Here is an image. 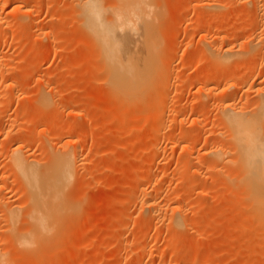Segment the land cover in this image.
Segmentation results:
<instances>
[{"label": "rangeland", "instance_id": "rangeland-1", "mask_svg": "<svg viewBox=\"0 0 264 264\" xmlns=\"http://www.w3.org/2000/svg\"><path fill=\"white\" fill-rule=\"evenodd\" d=\"M0 1V103L10 99L8 105L6 100L3 102L6 107L0 105V115L10 110L7 118L0 117V202L6 200L9 207H17L20 216L13 226H8L9 219L0 217L2 264H137L133 258L136 254L144 256V264H259L255 260L264 259L259 245L264 226L244 220L246 203L242 206L240 202L247 192L238 178L241 173L237 164L230 160L234 157L228 144L230 131L225 132L228 128L224 126L228 123L225 112L237 107L249 115L256 114L257 103L264 97V0H258V11L257 0H152L160 13L161 27L156 30L162 49L160 75L173 76L175 83L165 104L160 103L161 94H146L130 100H134L131 109L125 99L113 103L111 90L103 86L106 69L96 74L93 67L85 74L84 61L95 46L91 35L81 30L77 19L82 17L74 0ZM196 2L205 6L195 7ZM173 17L178 20L169 22ZM205 27L208 40H202ZM213 48L219 55L233 49L240 55H226L229 62L219 65L217 61L223 56H213ZM66 65L71 77L61 81L59 75ZM13 78H18L20 85L12 92L6 87ZM204 83L210 85L205 91L201 90ZM233 83L238 87L225 89ZM1 90H6L5 94ZM44 97L46 103L41 100ZM17 100L24 104L16 105ZM123 104L129 109H123ZM42 107L49 113L47 119L56 116L61 126L27 147L33 146V150L28 149L33 155L30 161L45 170L53 163L54 155L69 151L74 156L79 143L83 145L79 160L87 165L86 169L74 170L76 175L63 194L71 207L69 216L45 240L26 247L16 240L26 236L31 225L25 214L30 209L26 199L32 190L20 174L11 170L10 154L17 145L13 142L16 129L24 128V139L26 131L34 126L26 120L41 114ZM120 110L129 112L117 123L114 115ZM156 110L165 111L159 114L163 122L159 142L147 138L152 130L149 115L153 112L156 118ZM143 114L148 118L143 120ZM36 120L41 122L44 116ZM64 125L69 129L64 131ZM191 137L193 145L183 151ZM45 142L49 151L42 147ZM212 146L222 148L224 164H220L223 158L207 154ZM193 154L189 170L181 172L179 161ZM154 161L157 171L149 175ZM199 169L205 171L194 176L192 172ZM139 182L154 193L150 198L156 205L164 206V216L155 218L149 211H141L135 191ZM180 206L185 211L181 209V213L190 218L188 227L183 223L178 228L170 225V220L181 214H172L171 207Z\"/></svg>", "mask_w": 264, "mask_h": 264}, {"label": "bare ground", "instance_id": "bare-ground-1", "mask_svg": "<svg viewBox=\"0 0 264 264\" xmlns=\"http://www.w3.org/2000/svg\"><path fill=\"white\" fill-rule=\"evenodd\" d=\"M74 1L77 3V5L79 7V10H76L77 9L76 7L74 10H76L80 14V16L82 17V19H77V20H80L79 24H80V27L82 28L81 30L85 29L86 33L83 31L84 34L88 33V36H89V34L91 35V37L90 36L89 37L91 38V41H93L94 46H95V49L92 48L93 49L92 55H90V57L86 56L87 59L84 61L85 74L87 75V73H89L90 69L93 67H94V72L96 74L101 73L106 69L107 76L105 78V81H103L104 82L103 86L106 88L108 87L111 90V92L113 94L111 97L113 98V96H114L113 103H117V102L119 103L120 99H122V100L125 99V100H127V102L129 101L128 103L130 104L131 103L130 100H132L133 98L136 99V98H139L141 96L144 97L146 94H147L146 96H148V95L150 96V95H154V94H161V95H159L160 97L157 95V97H159V99H160V103L163 104L164 102H167L166 100H168V98H170V95L172 92V86L174 85L175 81H173V79H172L173 76H171L172 78L170 76H168V78L166 76V78H165V77H162V75H160V71L163 68V67H161V65H162L161 64L162 63L161 62V58H162L161 57V53H162L161 51H162V49H161L159 42L156 40V34H157L156 30L161 27V23L159 22V19H158V16L160 13L158 12L159 10L157 11L156 8H154L155 6L154 7L152 6V0H106V2L107 1H110V2L113 1V4L109 5V6L104 5L102 0H74ZM203 1L204 0H202V2ZM202 2H199V3L196 2L195 7H197V4L199 7H201V5H203ZM258 2L259 1L257 0L256 1V10L257 11L261 9ZM212 5L210 6V9L207 6L209 11L213 8ZM204 6L205 5H203L202 7H204ZM214 7H215V5H214ZM24 9H26V8H24ZM28 10H30V9H28ZM74 14H75V11H74ZM20 17H21V15H20ZM74 19H76V18H74ZM177 20H178V18L173 17L169 20V22H176ZM0 21H1V17H0ZM8 22H9V19H8ZM187 22H188V20H187ZM10 24H12V22ZM10 24H8V26ZM188 25H189V23H188ZM12 28H14V27L12 26ZM203 33H204V35H202V38L204 36V39H202V40H205V39L208 40V36H209L208 35L209 34L208 29L206 28ZM204 42H202V43H204ZM176 45H180V43L178 42L177 44H175V46ZM211 50H212V48H211ZM213 50L215 53L217 52V51H215L214 48H213ZM215 53H213V56L219 55V54H217L218 52L216 54ZM225 53L227 56L230 55V57L231 56L237 57L240 55V51L234 50V49L233 50H227ZM226 55H224V56H223V54L219 55V56H223V57H220L223 59H218V61L216 60L219 63V65L225 64V60L228 59V57ZM219 56H217V57H219ZM217 57H215V58H217ZM67 68H68V65H66V68H65V71H67V72H65V71L61 72L59 75V78H60L59 80L65 81V80L69 79V77H71V76H69L70 73L68 74ZM17 79L16 78L11 79L10 80L11 84H9L6 87L7 88L6 90L9 89L12 92L14 90H17L18 86L20 85L19 84L20 82H18ZM3 80L7 82V79L5 80V76L3 77ZM97 81H99V80H97ZM213 81H216V79L215 80L212 79V82ZM87 85H89V84H87ZM5 86L6 85L4 84V87ZM21 86H22V83H21ZM209 86L210 85H208L207 83H204V84H202L201 90L205 91L208 89ZM234 87H238V86L234 85V83H233L232 85L226 87L225 89H232ZM6 90H3V91L1 90L2 91L1 94H3ZM5 96H7V94ZM15 98L16 97L14 96L13 99H15ZM9 100H7V98H6L3 100V102L4 101H5V103L7 102L6 105H8ZM41 100L48 101L47 97L46 98L44 97V99L42 98ZM136 100H138V99H136ZM46 101H45V103H46ZM3 102L0 103V105L2 104L4 106L5 104ZM111 102H112V100H111ZM133 102H134V100H133ZM133 102L131 104H133ZM45 103H43V106L45 105ZM128 103H126V104H128ZM9 104L11 105V103H9ZM23 104H24L23 102H20V101L18 102V100L16 102V105H18V106H21ZM126 104H123L124 105L123 109L128 110L130 106L132 107V105L130 104L128 109H126V107H125ZM257 104H259V110L256 114H253V115H249L250 112L247 114V112L245 113L243 111H239V109L238 110L236 109L237 107L234 108V110H232L230 112H225L228 114V115H226L228 118V123L225 125L223 123V125L225 127L227 126L226 128H228V129H225V127H224L225 132H226V130L230 131V133L228 131V133H229L228 135H230L229 136L230 137V141H229L230 143H228L229 138H228V140L226 138V143L230 144V150L232 148V151H230V152H232L231 153L232 155L231 154L230 155H231V157L234 156L230 160L234 161L237 164V166L240 170V173H241V176H238V178L239 177L241 178L240 183L241 182L243 183V185L245 187L243 189L244 190L246 189L245 193L247 192V195L245 194L246 195L245 197L242 196L243 200L241 199V202H240V205H242V206L244 203H246V205L244 206V208H245L244 220L248 221V222L249 221L250 222L258 221L259 224L264 226V133H263L264 132L263 131L264 130L263 129L264 128V126H263L264 125V97L262 98L261 103H257ZM6 105H5V107H6ZM227 105H229V104H227ZM114 106H116V105H114ZM44 107L46 108V105ZM44 107H42V109H41L42 111H40L41 114L39 113L40 115L38 114V116L36 118L33 115H31L26 120V123L34 124V126L29 128L26 131L27 135L25 136L24 139L22 136L23 132H24V128L21 126V127H18L16 129L15 133H17V135L13 139L14 140L13 142L15 143V141H17L16 142L17 145L13 146L12 154H10V156H11L10 157L11 170H13V173L15 172L16 175L20 174L21 177L24 178L25 182H27V184H29V186L32 190V193L26 199V202H27L28 206H30V209L28 208L29 211L25 214V217L28 219V221L29 222L31 221L30 228L27 229L26 236L24 235L23 238L18 237V239H17V237L15 238V239H17L16 242L18 241L19 243H21V245L26 246V247L34 246L38 242L45 240L47 238V236L50 233H52L53 230L57 228V226H59L58 224L61 222V220H64L63 218L66 219V215L70 214L69 213V211H70L69 207L70 206L67 205V203L65 202L68 198L66 200H64L63 194H64V192H66L65 189L70 184L72 177L73 176L75 177V175H76L74 173V170L76 171L77 170L76 168H78V167L79 168L81 167V169L83 170V167L86 164V163H83L84 161L81 162L79 160V155H80L79 150L81 149L80 147L83 146V145H78L79 143L76 144L77 151L74 153V156L69 151H66V153H65V151H63L64 154L62 153V155H60V154L54 155L55 159H53V161H52L53 163L50 162L52 164L49 167L47 166V168H45V170L43 168H42L43 170H41V168L39 169L35 165V163L30 161V157H32L33 155L30 154L29 150L32 149L33 146L31 148H27V147H29L30 145H34V143H36V142L41 141V139H43L44 137L47 136V133L51 129L61 126V124H60L61 122L59 121V119H57L56 116L53 117L54 119L51 121H50V119L49 120L47 119L49 116V113H48V111H45L43 109ZM131 107H130V109H131ZM229 107H230V105H229ZM111 108H113V106ZM7 109H9V107ZM10 109H11V107H10ZM256 109H254V111H256ZM55 110H56V108H55ZM125 110L118 111L119 113L117 116H116V114H117V111H116L114 118H115V121L117 123H120L122 121V119L124 117H126V115L128 116L129 111L127 112ZM113 111L114 110H111L109 112V114L112 115L111 112H113ZM9 112H10V110L6 111L4 114H1L0 117L2 119L7 118L9 115ZM153 112H154V110H153ZM153 112L150 113V111H149L150 115L148 114L149 118L152 116L150 118V120H152L151 123L149 121L150 130L151 129L152 130L151 131L149 130L151 133L148 135L149 137H147V138L150 141L155 142L161 138L162 132H161L160 124L163 122H161V120H162L160 118L161 115H159V114H161L162 111L160 113L157 112V110L155 111V112H157L156 118H154L155 115L153 116V114H155V113H153ZM163 112H165V111H163ZM163 112H162V114H163ZM58 113H60V112H58ZM61 114H62V112H61ZM144 114H143V116L145 117L146 114L145 115ZM41 115L44 116V120H42L41 122L37 121L36 119L39 118V116H41ZM112 117H113V115H112ZM144 117H143V120L148 118V116L145 118ZM157 118L160 121L159 124H158L159 121ZM162 125L163 124H161V126ZM64 126H66V128L64 127V131L69 129L68 125H64ZM158 127L160 128V130ZM222 132H223V130H222ZM60 133H61V131H60ZM221 134H223V133H221ZM226 135H227V133H226ZM196 136H195V138H197ZM168 140H169V138H168ZM51 141L52 140H48V142H50L51 147H53V146L55 147L56 145H53L54 143L52 144ZM195 141H197V139ZM193 142H194V139H192V137H191V139L188 140L183 145V151L189 150L191 148V146L193 145ZM42 147L46 148L45 150L51 149V148H48V144L46 142L42 145ZM56 147H55V149H56ZM64 148H65V146H64ZM211 148L212 149L209 148L210 151L207 153V154H209V156L211 155V157H212V155H213L215 158H221V159L223 158V160H224L225 157L222 156L223 155V152L221 150L222 148L220 149V147H217V146H215V147L212 146ZM225 149L227 150L229 148L225 147ZM225 149L223 148V151ZM226 152H224V153H226ZM230 152H227L226 154L228 155V153H230ZM199 155H201V154H199ZM194 156H195V154L189 155V156L185 157L186 159L183 158V160H181V163L179 161L178 164L179 165L181 164V167H179V170L181 172H187L189 170V164H191V159H194L193 158ZM229 156H228V158H229ZM31 160H34V159L31 158ZM211 160H213V158ZM218 160L219 159H217V161ZM225 160H226V158H225ZM225 160L222 161L220 164H222L223 162L225 163L226 162ZM152 163H153L152 168H150V170L148 172L149 175H154L153 173L155 171H157V170L154 171V169H156V168H154V166L156 165V161H154ZM236 164H235V166H236ZM235 166H233V167H235ZM222 167H223V165H222ZM79 168H78V170H79ZM84 168L86 169V166ZM230 169L235 170V168L233 169L231 167H230ZM202 170H204V169H202ZM202 170H200V169L196 170V171L194 170V172H192V173L194 176L195 175L196 176L201 175ZM237 171H238V169H237ZM98 172H100V171H98ZM234 173L236 174V172H234ZM142 177H140V178H142ZM2 180H3V178L0 179V181H2ZM238 181H237V183H238ZM141 182L144 183L143 180ZM142 183L139 182L138 185L136 186L137 188L135 190L136 194L138 195V202L141 204V207H140L141 211L143 213H144V211H149L150 215H152L153 217L161 218L162 214L165 212L164 206L156 205L158 203H155L154 202L155 200L153 201L151 199L152 198L151 195L154 193L151 194L149 188L144 186V184H142ZM240 188H242V186H240ZM1 192H3V191H1ZM243 194L244 193H242V195ZM0 196H2V194ZM5 196H7V195H5ZM1 199H2V197H1ZM2 201H4V198ZM6 202L8 203V201H6V200H5V202H0V207H1L0 208L1 209L0 217H2V218L4 217L3 219H5V218L9 219L10 221L9 220L8 221L11 222V224L8 222L9 223V224L7 223L8 226L9 225L13 226L14 224H16L18 222L19 217H20L19 212H18V208L12 204H11L12 207L11 206L9 207L8 205H6ZM67 202H69V201H67ZM23 203H24V201H23ZM27 204H26V206H27ZM194 204H195V202H194ZM9 205H10V203H9ZM165 209H168V208H165ZM171 209L173 211L172 214H176V212H179V211L181 213V209H183V208L180 206V208H172L171 207ZM182 211H184V209ZM184 212L181 213L180 215L178 214L181 218H179V216L177 215L178 218H176V216H175L176 219L173 218V219H175L174 221L170 220V222H171L170 225L177 227V225L182 226V223H183L185 225V227H188L190 225V218L188 215L184 214ZM163 216H164V214H163ZM23 217H22V219H25ZM22 219H21V221H22ZM169 219H170V217H169ZM193 223H196V222L193 221ZM93 224H95V223H93ZM26 227H29V225H27ZM174 227H172V229ZM6 228H7V226H6ZM24 231H25V229L23 230V232ZM11 242H13V241H11ZM259 242H260V244L259 243L258 244L260 245V249L264 250V237L261 238V240ZM8 249H9V247H8ZM1 251L4 254L5 251H3V250H1ZM11 251H13V250L11 249ZM135 252H136V250H135ZM132 254H134V253L132 252ZM136 255L137 256H135V257L133 256V258L136 259V260L135 259L134 260L137 262V264H144V261L142 258L144 256L141 257L139 254H136ZM1 257H4V256L2 255ZM131 258H132V256H131ZM253 259H254V257H253ZM253 259H252V261H253ZM135 261H134V263H135ZM255 261H257L260 264L261 260L260 261L255 260ZM261 262H262V264H264V259H262ZM0 264H2L1 261H0Z\"/></svg>", "mask_w": 264, "mask_h": 264}]
</instances>
